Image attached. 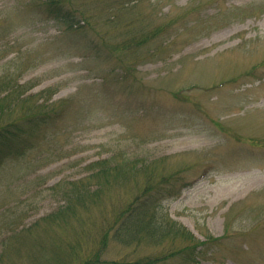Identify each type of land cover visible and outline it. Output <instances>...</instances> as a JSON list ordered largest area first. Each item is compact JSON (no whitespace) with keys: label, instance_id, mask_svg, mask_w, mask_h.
<instances>
[{"label":"rangeland","instance_id":"obj_1","mask_svg":"<svg viewBox=\"0 0 264 264\" xmlns=\"http://www.w3.org/2000/svg\"><path fill=\"white\" fill-rule=\"evenodd\" d=\"M49 1L0 0V87L52 113L0 166V264H126L191 244L104 240L140 198L209 239L198 264H264V0H127L117 15L112 0H59L67 19ZM93 171L94 194L78 183Z\"/></svg>","mask_w":264,"mask_h":264},{"label":"trees","instance_id":"obj_2","mask_svg":"<svg viewBox=\"0 0 264 264\" xmlns=\"http://www.w3.org/2000/svg\"><path fill=\"white\" fill-rule=\"evenodd\" d=\"M129 1V0H128ZM137 0H132L131 2H136ZM128 3L127 0H112L111 3H107V10L114 12V14H119L120 11L127 10L132 3ZM46 5L50 6V12L63 15L66 19L70 18L72 15L64 13L61 7V2L59 0H50ZM60 6L59 8H57ZM58 17V15H56ZM73 24H85L89 20L87 17H81L71 20ZM82 24V25H83ZM142 39V38H141ZM24 85H16L14 83L5 84L0 87V166L12 156L19 155L24 150L25 137L29 136L34 128L32 124L39 123L40 121H45L48 118L44 117L50 113H47L41 109L38 112L36 110L38 104V99L41 100L43 96L35 99L36 94H26L29 90L24 88ZM22 110V114L15 116L14 113L17 109ZM45 112V113H44ZM15 116V117H14ZM92 169V168H91ZM105 175L107 172L104 171ZM103 173V174H104ZM95 171L89 173L83 178H80L78 183L86 186V191L94 194L95 190H92L94 184L87 182L90 178L93 179ZM166 181V179L164 180ZM90 184V187H89ZM148 186L143 189V193L149 191L153 186V180H148ZM156 183V187H157ZM85 190H80L82 195L80 197L85 198ZM139 194V195H143ZM137 194V198L139 196ZM145 196V195H144ZM152 206V207H151ZM157 204L151 202L144 198L134 200L128 203L125 208L115 215L112 221L109 223L108 228L104 229L103 238L107 240L108 236L114 233L113 236H122L126 239H131L130 241L140 240L146 242L149 245L159 246L164 245L166 241L175 242L180 239L183 242L189 240V245L181 247L179 249H174L171 252L163 248V253L155 254L151 256H145V258L138 259L136 261H130L126 264H163L166 260L170 259L175 254L186 253L184 256V264H198V253L196 248L207 244L209 239L206 240H196L194 234L187 230L184 226H177L170 221H166L165 217L160 215ZM216 240V239H214ZM195 242V243H194ZM193 243V244H192ZM182 252V253H181ZM97 262V261H96ZM182 263V264H183Z\"/></svg>","mask_w":264,"mask_h":264}]
</instances>
